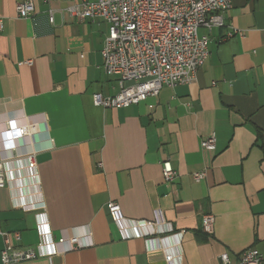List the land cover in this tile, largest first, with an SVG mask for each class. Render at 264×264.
Instances as JSON below:
<instances>
[{"label":"crops","instance_id":"0c3cea01","mask_svg":"<svg viewBox=\"0 0 264 264\" xmlns=\"http://www.w3.org/2000/svg\"><path fill=\"white\" fill-rule=\"evenodd\" d=\"M20 1L0 0V143L30 146L36 166L7 167L0 252L6 233L14 248L63 235L85 242L14 264H168L166 254L172 264H221L222 253L236 264L250 247L264 255V0H231L223 26L198 29L209 54L195 79L124 108L93 102L119 86L102 67L107 24L65 12L85 0H32V18L16 16ZM24 124L36 128L32 142L18 134ZM210 134L214 150L201 146ZM206 212L211 234L200 226Z\"/></svg>","mask_w":264,"mask_h":264},{"label":"built area","instance_id":"2783aa9c","mask_svg":"<svg viewBox=\"0 0 264 264\" xmlns=\"http://www.w3.org/2000/svg\"><path fill=\"white\" fill-rule=\"evenodd\" d=\"M51 1L44 0L47 4ZM230 6L231 0H85L67 6L65 12L70 16L90 21L99 19L107 24L101 49L102 67L106 74L118 77L119 89L113 95L94 93V104L104 108H124L156 96L163 86L185 84L195 79L209 54V38L199 35L198 29L223 26V13ZM15 11L19 18H32L35 6L32 0H22L16 4ZM47 16L53 24L52 8L48 7ZM35 129L33 124H24L18 128V134L32 142ZM215 144L214 134L201 141V146L208 150H214ZM11 163L34 169L35 150L30 146L26 149L18 146L3 148L0 143V187L11 186L7 177V167ZM162 174L168 181L176 176L168 162L162 164ZM204 176L205 171L192 173L194 180ZM106 206L111 218L118 222L119 204L109 201ZM21 207L32 211L42 208L43 204L23 203ZM200 226L203 232L211 234L214 216L202 213ZM1 234L5 236V247L0 252L2 264L50 257L85 245L76 235H63L58 240L45 237L38 249L14 248L9 244L7 234ZM15 236L18 238L17 233ZM147 241L151 242L152 238ZM42 244L47 246V251L40 250ZM58 245L64 246L60 250ZM219 259L221 264H233L227 253H222ZM165 260L172 264V255L166 254ZM236 264H264V255L250 247L240 253Z\"/></svg>","mask_w":264,"mask_h":264}]
</instances>
